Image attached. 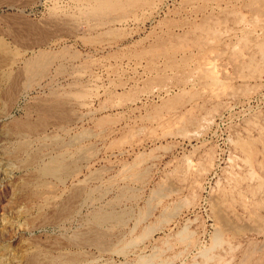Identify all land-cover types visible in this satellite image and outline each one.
Segmentation results:
<instances>
[{
  "label": "rangeland",
  "instance_id": "1",
  "mask_svg": "<svg viewBox=\"0 0 264 264\" xmlns=\"http://www.w3.org/2000/svg\"><path fill=\"white\" fill-rule=\"evenodd\" d=\"M115 4L0 0V264H141L114 250L149 205L154 264H264V0ZM112 206L127 226L76 240Z\"/></svg>",
  "mask_w": 264,
  "mask_h": 264
},
{
  "label": "bare ground",
  "instance_id": "2",
  "mask_svg": "<svg viewBox=\"0 0 264 264\" xmlns=\"http://www.w3.org/2000/svg\"><path fill=\"white\" fill-rule=\"evenodd\" d=\"M121 0H96V2H97V4H98V6H105V7H113L114 5H116L115 3L116 2H120ZM12 17V16H11ZM20 17V16H19ZM13 18V17H12ZM18 18V17H17ZM24 18V17H23ZM28 19V18H27ZM14 21H16V20H14ZM20 21V20H19ZM22 21H24V20H22ZM26 21V20H25ZM29 21V20H28ZM31 22V21H30ZM18 23V22H17ZM20 23V22H19ZM22 23V22H21ZM15 25V24H14ZM21 26H26L27 25V22H25V23H22V24H20ZM18 26V25H17ZM14 28V27H13ZM16 29V28H15ZM28 29V28H27ZM34 29H36V28H34ZM25 30V29H24ZM30 30V29H29ZM28 32V31H27ZM32 64V63H31ZM34 64H35V62H34ZM34 64H33V66H34ZM36 64H38V63H36ZM29 66H30V63H29ZM209 67V66H208ZM31 68H32V66H31ZM36 68V67H35ZM15 69V68H14ZM29 69V68H28ZM137 102H138V100L137 99H134V98H129L128 100H126V102H124L120 107H117L118 108V110L117 111H119V109H124V108H133V107H136L137 106ZM106 110H112V108H108V107H106L105 108ZM80 116V115H79ZM120 129V127L118 126V127H111V128H105L104 130H103V132H105V130H106V132H107V134L108 135H114V134H116L117 133V131ZM71 139V138H70ZM77 139H79V138H77ZM58 141V140H57ZM63 141V140H62ZM66 141V140H65ZM59 142V141H58ZM75 143H76V141H75ZM58 144V143H57ZM70 144H72V143H70ZM69 145V144H68ZM77 145V144H76ZM79 145V144H78ZM77 145V146H78ZM58 146V145H57ZM61 146V145H60ZM67 146V145H66ZM75 147V146H74ZM61 148V147H60ZM67 148V147H66ZM61 149H63V148H61ZM84 149V148H83ZM20 150V149H19ZM59 151H61V150H59ZM76 151V150H75ZM78 152V151H77ZM81 153V152H80ZM66 154H67V152H66ZM70 154V153H69ZM68 154V155H69ZM79 154V153H78ZM67 155V156H68ZM71 156V155H70ZM51 157V156H50ZM89 157V153H87L86 151H82V153L79 155V160H83V159H87ZM59 159V158H58ZM66 159H67V157H66ZM71 159V158H70ZM77 159V158H76ZM53 160H54V158H53ZM69 161V160H68ZM70 162V161H69ZM77 162V161H76ZM75 163V162H74ZM73 163V164H74ZM76 164V163H75ZM74 164V165H75ZM73 165V166H74ZM69 168V165L66 163V162H64V161H52V163L49 165V166H45V168H44V170H43V172L42 173H46V174H51V175H53L54 177L55 176H57V177H55V178H57L58 179V177L60 176V179H61V181H62V179H64V178H61V177H63V176H61V174H63V172H66L67 170H69L68 169ZM75 168V167H74ZM72 169H73V167H72ZM131 169V168H130ZM80 170H81V168L80 167H78L77 168V171H76V169H75V171L79 174L80 173ZM136 170V169H135ZM74 171V172H75ZM8 172V171H7ZM67 173H69V171H67ZM141 173L142 172H139V171H137L136 172V175H134V176H136V177H140L141 176ZM66 174V173H65ZM93 174V173H92ZM133 174H134V172H133ZM132 174V175H133ZM69 175V174H68ZM76 175V174H75ZM4 176V175H3ZM9 176V175H8ZM30 176V175H29ZM40 176V175H39ZM49 176V175H48ZM252 176V175H251ZM98 178V173H96V174H93V175H91V176H88V177H85V179H77V182L75 183V186H77V187H82L81 185H83L84 183H89L90 184V182H92L94 179H97ZM100 178V177H99ZM25 179V178H24ZM103 179V178H102ZM37 180V179H36ZM59 180V179H58ZM33 181V180H32ZM60 181V180H59ZM34 182V181H33ZM27 183V182H26ZM35 183V182H34ZM24 185H25V183H24ZM34 185H36V184H34ZM33 185V186H34ZM45 185V184H44ZM64 185V184H63ZM99 185V184H98ZM29 186H30V184H29ZM28 186V187H29ZM42 187H46V185L45 186H43L42 185ZM48 187H50L49 185H47V187L46 188H48ZM51 187H53V186H51ZM85 187H87V186H85ZM93 187V186H92ZM25 188H27L26 186H25ZM32 188V187H31ZM109 188V187H108ZM128 188V187H127ZM20 189V188H19ZM33 189V188H32ZM91 189V188H90ZM124 190H125V188H123ZM132 189V188H131ZM22 190H23V188H22ZM35 190H37V187L35 188ZM73 190V189H72ZM83 191H84V189H82ZM88 190V189H87ZM86 190V191H87ZM94 190V189H93ZM96 190V189H95ZM127 190V189H126ZM19 191V190H18ZM21 191V190H20ZM27 191V190H26ZM33 191V190H32ZM46 191V190H45ZM49 191V190H48ZM52 191V190H51ZM75 191V190H74ZM81 191V190H80ZM28 192V191H27ZM26 192V193H27ZM30 192V191H29ZM38 192H40L39 190H38ZM43 192V191H42ZM78 192V191H77ZM119 192H121V191H119ZM25 193V192H24ZM49 192H46V194H48ZM53 193H54V191H53ZM71 193H73V192H71ZM82 193H84V192H82ZM82 193H79L78 192V195H81ZM122 193V192H121ZM128 193V192H127ZM70 194V193H69ZM77 193L75 192V195H76ZM86 194V193H85ZM90 194V193H89ZM158 194V193H157ZM36 195V194H35ZM39 195V194H38ZM40 195H42V194H40ZM105 195V194H104ZM53 196V195H52ZM55 196V195H54ZM92 195L90 194V197H91ZM32 197V196H31ZM36 197H37V195H36ZM74 197V196H73ZM106 197V196H105ZM120 197V196H119ZM155 197H156V195H155ZM154 197V198H155ZM158 197V196H157ZM53 198V197H52ZM56 198V197H55ZM77 198V197H76ZM154 198H152V199H154ZM51 199V198H50ZM114 199V198H113ZM122 199H123V197H122ZM156 199V198H155ZM49 200V199H48ZM63 200H64V198H63ZM68 200V199H67ZM120 199H118V201H119ZM103 201V200H102ZM49 202V201H48ZM47 202V203H48ZM57 202H59V201H57ZM63 202V201H62ZM46 203V202H45ZM51 203V205H52V202H50ZM71 203V202H70ZM114 203V202H113ZM122 203V202H121ZM151 203V202H150ZM149 203V204H150ZM49 204V203H48ZM80 204V203H79ZM108 204H110V203H108ZM120 204V203H119ZM119 204H118V206H119ZM148 204V205H149ZM83 205V204H82ZM88 205V204H87ZM107 205V204H106ZM112 205V204H111ZM110 205V206H111ZM121 205V204H120ZM147 205V204H146ZM63 206V205H62ZM80 206V205H79ZM78 205H77V207H79ZM107 206H109V205H107ZM117 206V207H118ZM127 206V205H126ZM213 206H214V204H213ZM46 207V206H45ZM49 207V206H48ZM83 207V206H82ZM101 207V206H100ZM116 207V206H115ZM150 207H151V205H149L147 208V210L139 217V218H136L135 220H133L132 222H133V224H132V227H130V232H128L129 233V235L131 236V237H129L130 239L128 240H124L125 241V245H124V247L122 248H120V249H116V250H114V252L116 253V255H120V256H123L124 257V260H125V258L129 255V253H132V255L133 254H137V251H139V253H138V257L140 258V263L141 264H154L156 261L153 259L154 257L153 256H155L156 254H154L153 252L150 254V255H148V254H145V253H143L140 249H141V247H143V245H144V243L146 242V241H150V239L155 235V233H156V231H157V226L155 225V223H153V222H150L149 221V219H150V217H151V210H150ZM215 207V206H214ZM122 208V207H121ZM217 208V207H216ZM61 209V208H60ZM102 209H104V208H102ZM153 209V208H152ZM96 210V209H95ZM133 210V209H132ZM128 211V210H127ZM217 211V210H216ZM246 211V210H245ZM91 213V212H90ZM130 213V212H129ZM129 213H127V212H125L124 211V209L123 210H117L116 208H113V206H112V208L110 207V208H108V209H104V210H97L95 213H93V215H92V218L90 219V223H89V225H88V227H86V229L84 230V231H81L80 233H79V235H77L75 238H76V240L77 241H81V242H87V243H90V245H96V244H99V245H104L105 243V240H104V242H102L103 241V238L106 236V235H109V229H110V227L112 226V225H117V224H123V225H125V226H127L128 225V223L132 220V218H131V214H129ZM141 213V212H140ZM218 213V212H217ZM220 213V212H219ZM222 213V212H221ZM173 214V213H172ZM223 214V213H222ZM68 216V215H67ZM71 216V215H70ZM214 216H216V215H214ZM218 216L221 218V220L222 221H225V218H223V217H225V215L222 217L221 216V214H218ZM66 217V216H65ZM64 217V218H65ZM90 217V216H89ZM62 218V217H61ZM63 218V219H64ZM69 218V217H68ZM228 219V218H227ZM218 221V220H217ZM85 222V221H84ZM257 223V222H256ZM84 224V223H83ZM229 224V223H228ZM223 225H226V224H223ZM257 225V224H256ZM5 226V225H4ZM9 226V225H8ZM7 226V227H8ZM121 226V225H120ZM130 226V225H129ZM124 227V226H123ZM141 227V229H139ZM259 227V226H258ZM1 228V227H0ZM10 228H13L14 229V227H11L10 226ZM83 228V227H82ZM128 228V227H127ZM3 229V228H2ZM9 229V228H8ZM7 229V230H8ZM13 229H10L11 231H13ZM84 229V228H83ZM82 229V230H83ZM115 229V228H114ZM118 229V228H117ZM129 229V228H128ZM126 230V229H125ZM220 230V229H219ZM253 230V229H252ZM123 231V230H122ZM138 231H140V232H138ZM254 231V230H253ZM3 232H5V231H3ZM8 232V231H7ZM6 232V233H7ZM114 232V231H113ZM121 232V231H120ZM126 232H127V230H126ZM0 233H2V232H0ZM124 233V232H123ZM3 234V233H2ZM77 234V233H76ZM75 234V235H76ZM115 234V233H114ZM120 234V233H119ZM182 234V236L183 237H186L185 236V234L184 233H181ZM80 235L82 236V237H80ZM124 235H126V233L124 234ZM72 236H74V235H72ZM113 236V235H112ZM117 236V235H116ZM180 237H181V235H179ZM218 236V235H217ZM71 237V236H70ZM69 237V238H70ZM216 237V236H215ZM117 238V237H116ZM123 238V237H122ZM124 239V238H123ZM116 240V239H115ZM119 240H121V239H119ZM180 240H181V238H180ZM69 241V240H68ZM74 241V240H73ZM72 241V242H73ZM76 241V242H77ZM108 241V240H107ZM106 241V242H107ZM110 241V240H109ZM113 241V240H112ZM117 242H119L118 240H116ZM116 241H114V242H116ZM121 241H123V240H121ZM120 241V242H121ZM215 241H217V240H215ZM71 242V241H70ZM116 242V243H117ZM217 242H219V241H217ZM111 243H113V242H111ZM115 243V244H116ZM72 244V243H71ZM109 244H110V242H109ZM166 244V243H165ZM107 245H108V242H107ZM80 246V245H79ZM76 247V246H75ZM80 248V247H79ZM105 248V247H104ZM119 248V247H118ZM131 250H130V249ZM58 249H60V248H58ZM101 249V248H100ZM153 249V248H152ZM104 250V249H103ZM63 250H61V252H62ZM65 251V250H64ZM67 251V250H66ZM81 251V250H80ZM69 252H70V250H69ZM76 252V251H75ZM74 252V253H75ZM59 253V252H58ZM66 253V252H65ZM71 253V252H70ZM69 253V254H70ZM105 253V252H104ZM149 253V252H148ZM251 253H253V252H251ZM61 254H63V253H61ZM73 254V253H72ZM81 254V253H80ZM135 254V255H136ZM157 254H158V252H157ZM38 255V254H37ZM68 254H65V256H67ZM74 255V254H73ZM76 255V254H75ZM78 255V254H77ZM83 255V254H82ZM94 255V254H93ZM35 256H36V254H35ZM62 256H64V255H62ZM86 256V255H85ZM157 256V255H156ZM39 257V256H38ZM44 257H46V256H44ZM61 257V256H60ZM122 257V258H123ZM136 257V256H135ZM33 258H34V256H33ZM36 258V257H35ZM34 258V259H35ZM54 258V257H53ZM62 258V257H61ZM121 258V257H120ZM157 258V257H156ZM39 259V258H38ZM37 259V260H38ZM48 259V258H47ZM46 259V260H47ZM50 259H51V261H45V262H43V264H56V263H54V262H52V257H50ZM55 259V258H54ZM60 259V258H59ZM66 259V258H65ZM84 259V258H83ZM133 259V258H132ZM210 259V258H209ZM31 260V259H30ZM37 260H32V263H34V264H42L41 262H38ZM45 260V259H44ZM56 260V259H55ZM86 260V259H85ZM122 260V259H121ZM133 260H135V259H133ZM41 261H43V259L41 260ZM89 261H90V259H89ZM128 261V260H127ZM126 261V262H127ZM131 261V260H130ZM137 261V260H136ZM155 261V262H154ZM67 262V261H66ZM65 262V263H66ZM75 262H77V261H75L74 259H71L69 262H67V264H75ZM82 262V261H81ZM64 262H63V264H65ZM80 263V262H79ZM91 263V262H90ZM121 263H122V261H121ZM127 263H129V262H127ZM82 264H84V262L82 263ZM89 264V263H88ZM122 264H124V263H122ZM130 264H132L131 262H130ZM135 264H138L137 262L135 263ZM245 264V263H244Z\"/></svg>",
  "mask_w": 264,
  "mask_h": 264
}]
</instances>
